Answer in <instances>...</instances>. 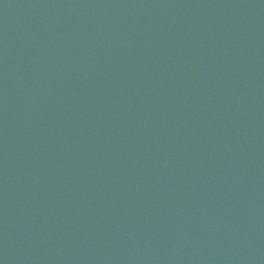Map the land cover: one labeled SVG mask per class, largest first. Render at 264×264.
Wrapping results in <instances>:
<instances>
[{
    "label": "water",
    "instance_id": "water-1",
    "mask_svg": "<svg viewBox=\"0 0 264 264\" xmlns=\"http://www.w3.org/2000/svg\"><path fill=\"white\" fill-rule=\"evenodd\" d=\"M0 264H264V0H0Z\"/></svg>",
    "mask_w": 264,
    "mask_h": 264
}]
</instances>
